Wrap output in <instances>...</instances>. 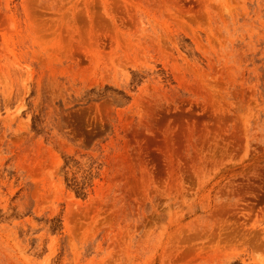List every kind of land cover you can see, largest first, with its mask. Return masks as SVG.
Listing matches in <instances>:
<instances>
[{
	"label": "rangeland",
	"instance_id": "374dc122",
	"mask_svg": "<svg viewBox=\"0 0 264 264\" xmlns=\"http://www.w3.org/2000/svg\"><path fill=\"white\" fill-rule=\"evenodd\" d=\"M0 264H264V0H0Z\"/></svg>",
	"mask_w": 264,
	"mask_h": 264
}]
</instances>
